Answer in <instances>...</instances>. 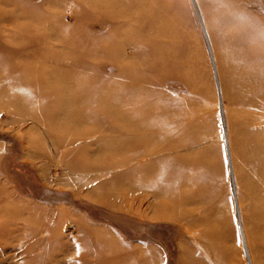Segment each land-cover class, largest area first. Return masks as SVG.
<instances>
[{"label":"rangeland","instance_id":"rangeland-1","mask_svg":"<svg viewBox=\"0 0 264 264\" xmlns=\"http://www.w3.org/2000/svg\"><path fill=\"white\" fill-rule=\"evenodd\" d=\"M258 51L264 0H0V209L15 215L0 217V264H109L115 247L149 264H264ZM127 85L135 134L186 145L121 171ZM144 168L163 169L157 200L128 192Z\"/></svg>","mask_w":264,"mask_h":264},{"label":"bare ground","instance_id":"bare-ground-1","mask_svg":"<svg viewBox=\"0 0 264 264\" xmlns=\"http://www.w3.org/2000/svg\"><path fill=\"white\" fill-rule=\"evenodd\" d=\"M263 38V37H262ZM254 43V42H253ZM254 47H256V46H254ZM260 47V46H259ZM251 52V51H250ZM250 52H248V54L250 53ZM253 53H254V51H252ZM260 51H258V53H259ZM257 53V52H256ZM253 54V59H255L256 61H257V65H255V67H253L252 68V65H251V67H247L248 69H250L248 72H249V75H248V77L250 76V78H252V80H253V85H254V87H255V89H257V92L259 93V91L260 90H262L263 88H264V55H263V53H262V55H260V53L259 54ZM249 56H251V55H249ZM251 58V59H252ZM37 64V63H36ZM248 66H250V65H248ZM33 67H35V66H33ZM32 67V68H33ZM61 67V66H60ZM60 67L59 68H57L58 70H60ZM65 67V66H64ZM31 68V67H30ZM39 69H40V66H39ZM62 69V68H61ZM32 71L31 69H28V71ZM34 70V69H33ZM64 70V69H63ZM62 70V71H63ZM18 71V70H17ZM69 71V70H68ZM23 72V71H22ZM63 72H65V71H63ZM63 72H61V73H63ZM29 73V72H28ZM33 73V72H32ZM36 73H37V71H36ZM56 73H57V71H56ZM56 73H54L55 74V77H56V79H57V74ZM59 73H60V71H59ZM61 73L60 74H58V77H59V80H60V78H62V76L65 74H62L61 75ZM66 73H68L67 72V69H66ZM69 73H70V71H69ZM68 73V74H69ZM18 74H20V72L18 73ZM27 74V73H26ZM38 74H39V72H38ZM42 75V74H41ZM40 75V76H41ZM60 75V76H59ZM70 75V74H69ZM68 75V76H69ZM26 76H28V75H26ZM29 76H32V75H29ZM21 77H22V75H21ZM43 77V76H42ZM42 77H38V78H42ZM48 77V76H47ZM25 78H29V77H24V78H22V80H24ZM50 78H51V76H50ZM55 79V80H56ZM66 79H68V78H66ZM69 79H70V77H69ZM30 80V79H29ZM35 80H36V78H35ZM25 81L26 82H24L25 84L26 83H28V85H29V81L28 80H26L25 79ZM37 81V80H36ZM39 81V84L40 85H36V86H43L44 84H42L41 85V81H42V79H40V80H38ZM64 81V80H63ZM22 82V83H23ZM53 82H55V81H53ZM65 82V81H64ZM68 82V81H67ZM36 83H38V82H36ZM69 83H73V82H69ZM10 84V82L8 83V85ZM33 84H35V81H34V83ZM78 84V83H77ZM65 85V84H64ZM80 85V84H79ZM13 87H17V85L16 84H14V85H12ZM11 86V87H12ZM35 86V85H34ZM12 87V89H16V88H13ZM58 87H60V86H58ZM63 87H65V88H63V90L65 89H67L66 88V86H63ZM127 89L126 90H124V92L121 94V95H117V97H115V99H118V100H120V99H129V101H131L132 102V106H133V109L131 110V109H127V110H124L123 109V114L122 115H124L125 116V118L127 117V120H128V123L127 124H131L132 126H127V129L129 130V134H130V136H132L131 137V140H130V142L128 143V144H124V146L122 147V148H120L119 150H117V146L115 145V147H116V149L115 150H117L119 153L120 152H122V153H124L125 154V156L126 157H124L123 155L124 154H122V156H121V154H119L121 157H123V158H125V160L124 161H126L125 163H122L121 165H116V168H115V170L116 169H118V170H121V171H128L129 169H131V168H135L136 166H135V164H136V162L137 161H139L140 159H144V158H147V159H150V160H153V161H156L157 159H159L161 156H163L164 154H166V153H169V152H177L180 148H183L185 145H186V143L185 144H182L183 142H180L178 139H176V140H178L179 141V143L177 142L176 143V140H175V143L177 144V145H174L173 143H172V145H171V147H169L168 145H167V147H163V146H160V143H162V142H160V139H158V140H156V139H154L155 137H157V135H159V134H161V133H159V134H157L155 137H139L138 135L141 133V132H139V130L141 129L140 128V125H139V119L137 118V117H139L136 113H135V110H136V108H137V106L139 105V100L137 99V98H134V96L135 95H137L138 94V91H139V88L138 87H130V86H128L127 85ZM38 88V87H37ZM45 88V87H44ZM60 88H62V86L60 87ZM59 89V88H58ZM58 92V91H57ZM62 92V91H61ZM68 92V91H67ZM39 93V92H38ZM59 93V92H58ZM257 93V94H258ZM35 95L34 96H36V94L37 93H34ZM62 94V93H61ZM68 94V93H67ZM32 95V94H31ZM31 95H28V96H26L25 97V99H33V97H31ZM38 95V94H37ZM70 95V94H69ZM73 97H75L74 95H72ZM70 97H71V95H70ZM73 97H71V98H73ZM84 97V96H83ZM38 98V97H37ZM36 98V99H37ZM61 98H63V97H61ZM64 98H65V96H64ZM34 99H35V97H34ZM33 99V100H34ZM35 99V100H36ZM76 100H77V97L75 98ZM86 98H82V99H79V102L77 103V104H81L82 106H84L87 102H86V100H85ZM88 99V98H87ZM76 100H75V102H76ZM138 100V101H137ZM65 101H66V99H65ZM100 101V100H99ZM103 101H106L105 99L103 100ZM149 101H151V103L152 104H154V102H155V100L154 99H150ZM74 101H72V103H73V106L75 105L74 103H75ZM81 102V103H80ZM96 102V101H95ZM102 102V101H101ZM106 102H109V101H106ZM115 102V101H114ZM70 103H71V100H70ZM69 103V104H70ZM97 103H99L98 101H97ZM96 103V104H97ZM63 104V106H65V105H67L66 103H65V105H64V102L62 103ZM69 106H72V105H69ZM76 106V105H75ZM74 106V107H75ZM78 106V105H77ZM96 107H99V106H96ZM114 108H116V107H114ZM147 108H149V107H147ZM146 108V109H147ZM77 109V108H76ZM79 109V108H78ZM97 109H99V108H97ZM109 109H111V108H109ZM113 109V108H112ZM115 110H117V109H113L112 111L114 112ZM118 110H119V108H118ZM81 111H83L82 109H81ZM97 111V110H96ZM107 111V110H106ZM105 111V112H106ZM111 111V112H112ZM119 111H121V110H119ZM141 111V110H140ZM146 111V110H145ZM144 111V112H145ZM174 111V110H173ZM85 112V111H84ZM107 112H109V110L107 111ZM122 112V111H121ZM83 113V112H82ZM125 113H126V115H125ZM147 113V112H146ZM145 113V114H146ZM149 113V112H148ZM147 113V114H148ZM83 114H87V116H88V114L89 113H87V112H85V113H83ZM107 114V113H106ZM157 114V113H156ZM153 115V116H155L156 118H157V115ZM69 115H71L72 116V114L71 113H69ZM78 115H80L79 113H78ZM110 115H112L111 113L109 114V116ZM115 114H113V116H114ZM144 114L142 113V116H143ZM149 115V114H148ZM148 115H146V116H148ZM152 115V114H151ZM150 115V117H152ZM43 116V115H42ZM86 116V115H85ZM84 116V117H85ZM44 117V116H43ZM144 117H145V115H144ZM39 120L42 118H40V117H37ZM142 118V117H141ZM83 119V118H82ZM107 119V118H106ZM154 119V118H153ZM157 120H158V118H157ZM123 122V121H122ZM137 122V123H136ZM133 123H136V126L135 125H133ZM124 124V123H123ZM163 126V125H162ZM161 126V127H162ZM144 127V126H143ZM145 128V127H144ZM155 128H157V127H155ZM158 129V128H157ZM156 130V129H155ZM160 130V129H159ZM158 130V132H160ZM138 133V135H136L135 133L136 132ZM141 131V130H140ZM147 131V130H146ZM152 131L153 130H148L147 131V133L145 134V135H148V136H150V135H152L153 133H155V131H153V133H152ZM158 132H156V133H158ZM152 133V134H151ZM128 134V133H127ZM141 134H143V133H141ZM163 134V133H162ZM160 138H161V136H160ZM162 139V138H161ZM163 139H166V138H163ZM173 140H174V138H173ZM171 141V142H174V141ZM167 141V140H166ZM121 143H123V142H121ZM120 144V143H119ZM166 144H168L167 142H166ZM169 144H170V142H169ZM126 145V146H125ZM119 146V145H118ZM113 149H114V147H113ZM117 151H116V153H117ZM115 153V152H114ZM116 153H115V155H116ZM111 155V154H110ZM120 157V158H121ZM117 158V157H116ZM118 159V158H117ZM117 159H116V162H117ZM120 160V159H119ZM122 160V159H121ZM115 161V160H114ZM119 162V161H118ZM140 166V165H139ZM159 167V166H158ZM157 167V168H158ZM139 169V168H138ZM142 169V168H141ZM158 170H154V168L153 169H151V168H147V169H143V170H140V171H138V170H136V172L135 173H137V174H141L142 175V179L141 180H137L136 178H132V179H130V180H128V183H127V186H128V192L129 193H132V192H134V191H141L142 192V198H141V200L142 201H144L145 199H147L149 196L150 197H152L154 200H157L158 198H159V191H160V189H161V185L159 184L160 182H158L159 181V179H160V175L158 174V172L160 173V171H163V169L161 170L160 169V171H158ZM127 173V172H126ZM166 173V172H165ZM164 173V174H165ZM171 174H173V173H171ZM174 174H176V173H174ZM162 175V174H161ZM165 175H167V174H165ZM170 176V175H169ZM174 176V175H173ZM173 176L171 175V177L172 178H169V179H171V182L173 181ZM129 177V176H128ZM178 177V176H177ZM177 177H176V179H177ZM121 178V177H120ZM168 178V177H167ZM186 178V177H185ZM160 181H161V179H160ZM167 181V180H166ZM175 181V180H174ZM176 181H178V180H176ZM183 181H185L184 179H183ZM186 181H189L188 179H186ZM162 182V181H161ZM167 182H169V181H167ZM167 182H166V184H167ZM165 183V182H164ZM174 184L176 183V182H173ZM173 183H171V187L173 188V187H175V186H173L172 184ZM184 183V182H183ZM188 183V182H187ZM169 184V183H168ZM179 184H181V183H179ZM164 185V184H163ZM162 185V186H163ZM160 186V187H159ZM166 186L167 185H164L163 186V192L164 193H166V191H168L169 190V192H171L170 190L172 189V188H168V190H166V191H164V187H165V189H166ZM169 186V185H168ZM169 186V187H170ZM177 190V189H176ZM173 192H174V188H173ZM166 194H168V192L166 193ZM171 195H175L176 194V192H175V194H172V193H170ZM180 195V194H179ZM182 196V195H181ZM184 197L183 198H179L178 200H183L185 203H188V202H190L191 201V197H189V195H183ZM185 196H188V197H186L185 198ZM171 198L173 197V196H170ZM175 197H176V195L174 196V199H175ZM177 198V197H176ZM133 200V199H132ZM176 200V199H175ZM140 201V200H139ZM179 202V201H178ZM1 203H4V204H6V205H10V204H12V200L10 199V196H9V194L7 193V192H5V193H3L2 191H0V204ZM0 217L2 218H8L9 219V221L11 220V218H15V215H14V212H11V210L10 211H8V210H3V209H0ZM38 217V216H37ZM36 217V218H37ZM30 220V219H29ZM29 222V221H28ZM108 240V239H107ZM103 242H104V240H102ZM104 244H105V242H104ZM107 244H109V243H107ZM111 244V243H110ZM106 245V244H105ZM105 245H103L102 244V246H104V249H105ZM97 246V245H96ZM103 248V247H102ZM111 250V253L113 254V256H112V258L109 260V264H130L131 262H133V263H135V264H149L148 263V259L146 258H142V257H139V256H136V257H133V256H131V255H129V254H127V252H123L121 249H116V247H115V249L113 248H111L110 249ZM90 257H89V255H87L86 253H81L80 255H79V258H78V260H80V262L82 263V264H86L90 259H89ZM86 261V262H85ZM80 263V264H81Z\"/></svg>","mask_w":264,"mask_h":264}]
</instances>
